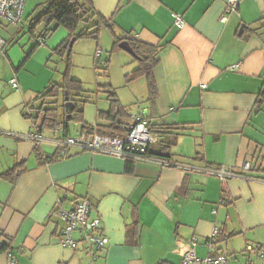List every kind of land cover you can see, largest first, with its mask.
Here are the masks:
<instances>
[{"label":"crops","instance_id":"1","mask_svg":"<svg viewBox=\"0 0 264 264\" xmlns=\"http://www.w3.org/2000/svg\"><path fill=\"white\" fill-rule=\"evenodd\" d=\"M88 1L111 25L101 31L112 40L115 35L156 46V99L132 115L176 126L175 144L164 155L234 170L249 162L251 176L264 177V102L255 104L264 81V0H239L225 22L224 0ZM173 14L182 15L181 29ZM8 25L0 22V28ZM52 46L42 59L44 50H36L35 41L25 50L9 38L0 52V175L22 167L14 182L0 178V244H8L0 264H8L10 255L16 264H88L80 232L74 233L76 248L60 243L63 223L56 214L80 199L89 202L90 218H99L108 238L94 264H182L191 238L199 259L220 248L230 264H264V254L259 258L246 249L264 246V181L220 182L143 161L127 169L125 159L101 152L75 147L62 152L57 131L41 133L40 145L27 138L34 129L24 117L26 106L60 82L57 68L49 67L58 44ZM12 78L18 87H12ZM88 108L84 121L94 125ZM76 125L68 135L80 134ZM155 136L154 153L163 140ZM36 147L45 157L57 152L60 157L38 165ZM215 228L224 240L210 248Z\"/></svg>","mask_w":264,"mask_h":264},{"label":"trees","instance_id":"2","mask_svg":"<svg viewBox=\"0 0 264 264\" xmlns=\"http://www.w3.org/2000/svg\"><path fill=\"white\" fill-rule=\"evenodd\" d=\"M43 4L44 9L38 16L36 22L32 24V27H30V31L32 32V29L37 23L43 22L45 24V29L42 31L39 37L43 38L45 42V38L53 30L50 28L51 25H53L55 28L63 27L67 33L66 39L56 46L52 51L59 57L65 55L67 50L71 48L69 47V42L71 40H98L101 28L107 27L110 30L112 29L110 24L93 12L88 0H43ZM82 22H88L91 23V25L76 35L77 28ZM113 37L111 52L120 51V48L118 47L119 43L123 40H126L136 55V58L134 59L136 60L138 67L126 76V81L130 82L139 78H143L146 84L147 101L148 103H152L157 96L156 83L153 75V67L156 63L154 60L156 46L135 42L129 38H119L115 35H113ZM36 45L38 44L36 43ZM67 64L69 68L70 60H68ZM96 67H107V61L104 60L102 65H97ZM67 76V74L64 76V80L62 82L50 83L42 92L37 94L30 104L26 106L24 117L31 121L32 127L34 129L33 132L41 134L44 129L57 131L59 128H61L63 130V134L68 135L69 124L67 122L74 121L76 124L81 126L80 132L86 130L88 136L99 134L113 138L125 139L128 134V128L131 122H123L122 118L126 116V113L124 108L119 105L114 93H109L112 103L111 108L107 113L101 114V117L104 119V124H88L84 121V110L78 109L75 101L70 98V93L75 90H80L81 86L76 81L70 80ZM60 96L63 98V109L59 114L58 108L54 107L53 104L58 103ZM66 98L68 101H71L74 104V109L69 116L66 114L64 109V102ZM262 102H264V81L262 84V89L257 95L255 104L256 106H259ZM131 116H129L130 119ZM143 120L146 122V126L151 134L161 135L163 138V140L159 143L160 149L158 152L154 153L153 151L148 150L146 151V154L156 155L171 160L169 156H165L164 154L171 146L175 144V138L179 134L177 132L176 126L150 124L145 119ZM39 149V147L35 148L38 165H44L48 162L55 161L60 157L58 152L45 157L44 153H42ZM130 157L125 158L127 169H130L132 164L136 162V160ZM21 169L22 167L20 165L15 166L6 173L0 175V178L14 182ZM215 238L216 241H210L212 248L215 247L218 241L220 242L224 240L223 236L220 235V231L217 232ZM6 249H8V244H0V251ZM246 249L249 253H255L259 258L263 257L264 246H251V250H249L247 246ZM217 253L222 254L227 260V256L221 251L220 248L214 249L212 254L209 255H214ZM227 262L229 263L228 260Z\"/></svg>","mask_w":264,"mask_h":264},{"label":"built area","instance_id":"3","mask_svg":"<svg viewBox=\"0 0 264 264\" xmlns=\"http://www.w3.org/2000/svg\"><path fill=\"white\" fill-rule=\"evenodd\" d=\"M225 12L220 17L221 22L226 21V15L235 10L239 0H224ZM26 0H0V22L9 25H18L21 23L24 15V6ZM174 26L181 29L185 22L181 14H173ZM35 42L40 45H45L43 38L38 37ZM5 41L0 37V51L3 50ZM102 51L97 48L94 53V62L96 66L103 64L101 58ZM12 87H18L15 78L10 80ZM128 134L125 139L113 138L99 134L88 136L86 130L80 132L76 136L64 135L61 128L57 132L62 136L55 142L62 152L68 148H79L91 152H101L112 155L118 158L125 159L126 157L133 158L136 161L150 162L158 164L162 167L178 168L187 172H199L217 178L220 182H226L231 179H242L246 181L262 180L264 177L251 176L252 166L249 162H244L239 170H234L231 167L219 166L216 168L199 167L191 164H184L173 160H168L160 156L146 154V151L152 150L151 146L157 142V137L151 134L146 126V122L140 115H132L131 123L128 128ZM27 138L35 144L40 145L43 137L41 134L31 132ZM136 154V155H135ZM264 172V165L263 167ZM91 206L86 199H80L73 203L72 207L66 211H57V216L61 219L63 226L60 231V243L62 246L74 249L77 246V241L74 239V233L80 232L87 248L90 252V261L88 264H94L97 259V254L102 252L108 244V238L102 234L100 230V220L97 217L90 218ZM218 229L215 228L213 236H216ZM196 238H191L189 247L183 255L182 264H229L226 258L220 254L208 255L203 259L196 257L194 247ZM208 246H212L208 243ZM251 250V247H248ZM261 254V253H260ZM8 264H16L15 260L9 258Z\"/></svg>","mask_w":264,"mask_h":264},{"label":"rangeland","instance_id":"4","mask_svg":"<svg viewBox=\"0 0 264 264\" xmlns=\"http://www.w3.org/2000/svg\"><path fill=\"white\" fill-rule=\"evenodd\" d=\"M43 9V0H26L21 23L0 28V37L4 41L5 39L14 38L25 50H30L34 45L35 39L45 29V24L40 22L35 25L32 32L30 31V27L36 22ZM90 25L91 23L82 22L77 28L76 35ZM52 29V32L45 38L46 47H44L45 45L36 47V50L39 48L40 50H44L42 51V59H46L45 55L48 56L51 53L50 49L53 47L52 45L54 47L57 44L59 45L67 34L63 27L55 28L53 26ZM112 41L110 35L105 30H102L98 40L77 39L72 42L71 48L67 50L65 55L59 57L53 53L52 59L49 62V67H52L51 69L57 68V80L62 82L64 76L67 74L70 80L76 81L81 86L80 90L70 93V98L75 101L80 110H84L86 106H89L87 115L88 117L91 115L93 122L98 125L104 124L101 114L107 113L112 106L110 92L114 93L119 105L124 108L126 116L122 120L126 123H130L131 121L129 116L137 114L140 111L139 107L148 103L146 89L144 83H142L143 80L126 81V76L138 67L136 60L122 50L111 52ZM97 48L102 51L101 58L107 61V67L105 68L96 67L93 57ZM68 60H70L69 68L67 64ZM140 83L142 85H139ZM62 100L63 98L60 96L58 103L53 104L54 107L58 108L59 114L63 109ZM141 114L143 113L141 112ZM67 123L71 129L77 126L74 121H68ZM46 131L55 133V131L47 129H44L43 132Z\"/></svg>","mask_w":264,"mask_h":264},{"label":"water","instance_id":"5","mask_svg":"<svg viewBox=\"0 0 264 264\" xmlns=\"http://www.w3.org/2000/svg\"><path fill=\"white\" fill-rule=\"evenodd\" d=\"M241 31H242V26H241V28H240V30H239V33H240ZM72 42H73V40H71L69 46L72 45ZM118 47H119L122 51H124V52L130 54L133 58H136V55H135L133 49L131 48V46L129 45L128 41L123 40L122 42L119 43ZM64 109H65V112H66V114H67L68 116L71 114V112H72L73 109H74V104H73L71 101H68L67 98L65 99V102H64Z\"/></svg>","mask_w":264,"mask_h":264}]
</instances>
